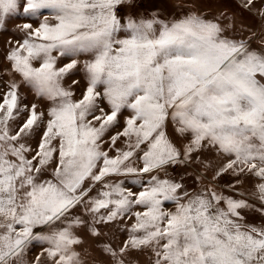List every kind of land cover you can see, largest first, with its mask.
I'll list each match as a JSON object with an SVG mask.
<instances>
[{
    "label": "snow or ice",
    "instance_id": "obj_1",
    "mask_svg": "<svg viewBox=\"0 0 264 264\" xmlns=\"http://www.w3.org/2000/svg\"><path fill=\"white\" fill-rule=\"evenodd\" d=\"M142 3L0 0V30L35 22L17 25L0 77V264H126L133 251L148 264H264V224L243 215L254 205L222 190L241 181L218 183L257 180L249 195L264 205V36L237 39L228 17L184 3L179 15ZM243 7L264 18V0ZM194 164L213 174L197 169L189 191L168 169ZM105 228L127 239L114 247Z\"/></svg>",
    "mask_w": 264,
    "mask_h": 264
},
{
    "label": "rangeland",
    "instance_id": "obj_2",
    "mask_svg": "<svg viewBox=\"0 0 264 264\" xmlns=\"http://www.w3.org/2000/svg\"><path fill=\"white\" fill-rule=\"evenodd\" d=\"M180 3H184L186 7H195L199 12L203 13L209 19L213 18L214 16L221 17L220 22L222 23L224 22L222 17H228L229 22L234 23L235 38L237 39L246 38L248 36H251L252 34H255L257 37L264 36V18H261L259 12L256 11V9L244 8L243 0H195L194 5L192 0H143L140 8L141 10L155 8L163 15H179V10L174 9L173 4ZM257 6H260V0H257ZM121 11L123 12V9H121ZM26 22L34 23L35 26V22L23 17H19L7 20L5 24L6 30H0V77H2L4 81L9 79L7 70L10 66L4 58L10 47L9 41H12L14 43L17 39L20 38L22 34L18 31L17 25ZM259 46L260 41L258 39L253 40L251 47L257 48ZM85 58L86 57L83 56L80 57L81 60ZM13 75L15 76V79H20L18 75ZM73 78L79 79L80 77L75 76ZM70 82L71 81L69 79H66L64 81V85L67 87ZM20 91L26 93L27 103H38L41 106H44V104H46L45 101L38 100L30 90H26L24 87H21ZM76 92L78 96L79 90L77 89ZM125 115H127V113H125ZM117 130L118 129H113L112 131L115 132ZM168 130L169 134L172 135L171 125H169ZM173 139H175V137H173ZM117 146L119 147L121 145L118 143ZM202 158L206 163H209L213 167L219 166L225 161L224 157L219 156L214 151H205L202 154ZM197 169L201 171L203 176H207L208 178H210L213 174L211 170L205 172L203 168H201V166L198 164L189 166H175L170 167L168 170L173 179L184 183L189 191H194L198 190L197 184L194 180ZM161 175L163 174L161 173ZM237 179H239L241 183L236 186V191L229 190L226 187H224L222 190L226 195H232L234 198H245L250 204L254 205L253 208L243 211V215L245 216V223L255 225L264 224V213L260 211V209H264V205H261L258 200L249 195L252 191H254V184L259 181L254 180L250 177H232L230 174H225L223 177L219 178L218 183L220 185L235 183ZM203 183L206 184L207 181L204 180ZM167 207L171 209L173 206L171 204H168ZM130 222L131 221L129 218H125L123 221L125 226L129 225ZM104 230L107 235L101 237L100 239L104 240L105 242H111L114 247L119 245L123 240L127 239V232H115L113 234L112 232H108L107 228H105ZM81 235L82 238L86 241L83 247L88 251L89 256L93 255V245L95 242V238L87 234L86 231L82 232ZM40 252L41 248L39 246H35L30 252L26 253L25 259L31 260ZM95 256L97 259H103V257L98 252L95 253ZM124 259L126 264H148L149 253L147 251H133L130 255L125 256Z\"/></svg>",
    "mask_w": 264,
    "mask_h": 264
}]
</instances>
